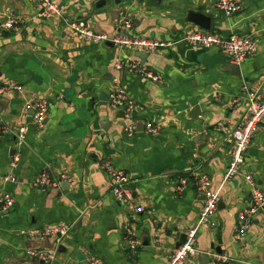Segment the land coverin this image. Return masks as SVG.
Masks as SVG:
<instances>
[{"label":"crops","instance_id":"0c3cea01","mask_svg":"<svg viewBox=\"0 0 264 264\" xmlns=\"http://www.w3.org/2000/svg\"><path fill=\"white\" fill-rule=\"evenodd\" d=\"M55 1L63 17L47 20L39 16L42 8L35 0H0V24L23 22L0 33V85L23 87L0 96V122L13 130L0 135V192L14 198L13 207L0 214V264H91L90 257L101 264H172L180 236L194 227L197 253L184 264H214L216 247L227 256L225 264L264 261V211L239 237L240 213L252 205L246 175L264 189V123L240 173L226 178L233 132L249 104L247 91L264 98V0H236L243 10L231 16L217 8V0ZM197 14L211 19L209 32L256 40L257 54L240 65L241 77L228 70L230 62L218 49L184 44L149 53L145 65L159 81L118 72L116 64L126 60L143 65L136 51L111 48L109 41L82 42L71 27L82 20L114 38L119 25L131 20L132 35L177 43L201 28L193 22ZM116 76L130 98L144 106L139 122L159 124V135L126 134L122 112L103 101ZM37 98L49 102L41 129L25 108ZM196 108L201 115L193 118ZM21 125L27 136L18 149L15 132ZM106 162L129 174L131 203L112 196ZM45 169L68 178L58 186L36 187L34 180ZM198 172L222 198L215 226L199 223L204 199L193 182ZM53 223L71 225L70 231L45 239L20 232ZM130 237L138 242L135 250ZM32 250L56 256L50 262Z\"/></svg>","mask_w":264,"mask_h":264},{"label":"built area","instance_id":"2783aa9c","mask_svg":"<svg viewBox=\"0 0 264 264\" xmlns=\"http://www.w3.org/2000/svg\"><path fill=\"white\" fill-rule=\"evenodd\" d=\"M41 5L39 16L43 19L51 20L62 18L64 14L63 8L55 0H35ZM217 8L223 11L227 16L240 13L243 6L236 0H217ZM19 19H11L0 24V33L10 31L22 25ZM77 38L82 42L100 44L105 41H111L120 51L133 50L153 53L159 49L173 46L175 44H184L204 49H218L226 59L235 65H241L249 58L257 54V42L252 36L232 33L227 37L220 36L217 33L202 30L195 27L184 38L177 43H172L166 40H158L152 38H142L132 35L133 23L131 20H125L119 25L121 33L114 38H109L106 34L96 33L85 21L79 20L71 24ZM116 70L121 72L126 70L131 73L141 75L153 81H159L160 77L149 70L146 65L137 64L132 61H123L116 64ZM114 90L110 95V106L114 110L120 111L123 114L127 124L125 132L128 136H134L138 131V123L140 114L145 110L144 106L136 103L128 95L123 87L120 78L114 77ZM23 91L22 86H4L0 85V96L7 93L9 90ZM248 108L242 120V123L233 132V147L231 152V160L229 163L227 179L233 178L240 173L242 165L246 160V152L252 141V138L257 133L260 125L264 123V98L257 92L247 91ZM26 110L33 111V124L41 129L44 127L49 116V102L45 98H37L32 101H27ZM161 126L153 122H147L144 127V132L151 135H159ZM13 130L0 122V135L11 133ZM15 146L19 149L24 145L27 136V127L21 125L17 128ZM19 154L16 153L11 161V166L16 167L19 161ZM107 169L111 182V193L114 199L121 204H129L134 199L133 190L130 186L131 179L129 174L122 169L116 168L113 164L106 162ZM13 178L10 175L7 179ZM68 176L62 174L60 178L54 177L49 169L40 172L35 180L34 185L40 188H50L58 186L61 181L66 180ZM248 182L251 185V200L252 205L240 213L239 237L245 235L249 228L253 216L259 211H264V189L259 187L252 175H246ZM185 182V181H184ZM197 191L204 195L203 206L200 211L199 223L201 225H216L215 215L218 210L219 195L212 190L209 177L204 173H196L193 180ZM14 205V198L9 192H0V214L9 210ZM71 225L64 223H53L37 228H24L20 232L23 235L45 239L50 236L62 237L70 231ZM186 242L175 248L171 262L172 264H184L191 261L192 257L197 253V227L191 228L186 232ZM130 247L137 249L138 242L130 237ZM31 253L42 259L52 262L56 256L55 251L48 250H32ZM214 264H225L228 260L226 255L213 253ZM91 264H101V261L96 257H90ZM256 264H264V261H259Z\"/></svg>","mask_w":264,"mask_h":264},{"label":"water","instance_id":"95a60500","mask_svg":"<svg viewBox=\"0 0 264 264\" xmlns=\"http://www.w3.org/2000/svg\"><path fill=\"white\" fill-rule=\"evenodd\" d=\"M105 1L102 0L100 2L99 5H101L102 3H104ZM195 24L199 25L201 28H203L204 30L206 31H209L210 30V27H211V19L208 18V17H205L203 16L202 14H197L194 21H193ZM107 46H110L111 48H114V44L112 42H106L105 43ZM136 57L139 58L142 62L143 65L146 64V62L148 61V58H149V53H146V52H143V51H136ZM229 65V68L228 70L230 72H232L234 75L238 76V77H241L242 76V72H241V67L239 65H235V64H232V63H228ZM108 98L106 99H103L104 102H108L110 99L109 97L110 96H107ZM194 117H197L200 114V110L199 108H196L194 111ZM141 122L138 123V131H144V125L142 124ZM63 185V184H62ZM204 195H203V199H204ZM221 205H222V198H219V201H218V209L221 208ZM186 234H183L180 236L178 242L176 243V248L179 247L180 245L184 244L186 242ZM216 252L219 253V254H222V250L220 249V247H216L215 248Z\"/></svg>","mask_w":264,"mask_h":264}]
</instances>
